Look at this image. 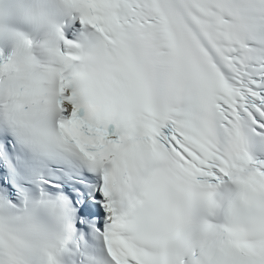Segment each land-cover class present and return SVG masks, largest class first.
Here are the masks:
<instances>
[{"label": "snow or ice", "instance_id": "obj_1", "mask_svg": "<svg viewBox=\"0 0 264 264\" xmlns=\"http://www.w3.org/2000/svg\"><path fill=\"white\" fill-rule=\"evenodd\" d=\"M64 3L71 18L53 27L46 61L21 37L25 75L14 83L19 53L0 54V157L23 145L37 161L72 149L90 162L102 181L85 176L71 206H46L64 227L78 209L85 232L100 216L107 264H264V251L222 249L199 217L167 244L151 226L200 187L264 182V159L248 148L250 134L264 137V0ZM45 70L54 95L37 126L25 100Z\"/></svg>", "mask_w": 264, "mask_h": 264}, {"label": "clouds", "instance_id": "obj_2", "mask_svg": "<svg viewBox=\"0 0 264 264\" xmlns=\"http://www.w3.org/2000/svg\"><path fill=\"white\" fill-rule=\"evenodd\" d=\"M63 4L65 6L64 0ZM7 5H5V9ZM26 20L51 32L54 19L38 2L24 8ZM18 34L19 53L12 66L11 79L19 82L25 75L24 49ZM7 76L9 69H4ZM54 74L45 70L36 78L33 96L25 100L33 104L32 118L37 126L49 115L53 99ZM46 94V95H45ZM43 100V103L39 101ZM199 217L206 231L225 250L259 256L264 251V182L239 181L231 185L200 187L184 203H171L151 225L162 243L180 239ZM61 241L55 234L43 231L36 223L34 210L22 214L0 211V264H58Z\"/></svg>", "mask_w": 264, "mask_h": 264}]
</instances>
